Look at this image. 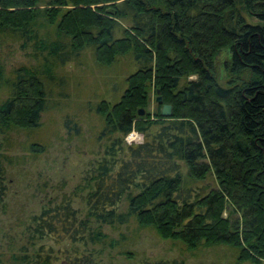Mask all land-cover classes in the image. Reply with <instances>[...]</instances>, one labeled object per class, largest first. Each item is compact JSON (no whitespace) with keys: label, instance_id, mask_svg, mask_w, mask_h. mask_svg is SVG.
<instances>
[{"label":"trees","instance_id":"16d2710c","mask_svg":"<svg viewBox=\"0 0 264 264\" xmlns=\"http://www.w3.org/2000/svg\"><path fill=\"white\" fill-rule=\"evenodd\" d=\"M8 43L32 64L11 78L0 64V136L40 130L48 89L65 87L69 63L124 60L127 73L123 88L113 84L107 99L86 105L100 124L102 156L70 196L26 221L14 264H105L117 241L104 226L149 230L188 252L223 246L230 264H264V0H0V47ZM151 90L171 117L138 116ZM63 127L81 134L69 117ZM132 132L142 143H125ZM208 177L217 188L201 183Z\"/></svg>","mask_w":264,"mask_h":264},{"label":"rangeland","instance_id":"374dc122","mask_svg":"<svg viewBox=\"0 0 264 264\" xmlns=\"http://www.w3.org/2000/svg\"><path fill=\"white\" fill-rule=\"evenodd\" d=\"M247 21L251 24L257 22L254 19ZM228 58L229 53L223 50L215 60L220 84L225 82L223 63ZM83 61L80 65L69 63L61 69L60 74L66 80L65 87L48 89L50 105L42 116L43 125L37 133L0 136V162L5 172V190L0 195V257L4 264H14L12 257L18 255L24 245L21 234L26 221L39 214L44 206L70 196L87 166L102 156V145L95 138L100 124L92 113L91 116L88 114L86 105L107 99L113 84L123 88L126 63L122 60L119 65L109 68L97 67L88 55ZM0 64L4 77L11 78L13 69L32 64V61L19 50L18 45L8 43L0 47ZM5 97V92H0V103ZM156 97V91L151 90L145 113L154 115L161 111ZM68 117L78 127L81 126L79 137L65 131L63 122ZM124 141L127 145L140 144L143 136L132 132ZM32 144H37L35 148L39 150L43 148L42 152L33 153ZM201 183L217 188L212 177ZM73 207L77 210L82 208L78 199ZM230 212L231 207L226 205L223 216L230 217ZM101 229L117 241L116 249L105 251V264H136L141 260L171 264H230L233 261L232 252L223 246L188 252L182 245L161 240L153 232L136 226L119 231L108 226ZM120 234L123 235L120 237ZM120 252L127 255H120Z\"/></svg>","mask_w":264,"mask_h":264},{"label":"water","instance_id":"95a60500","mask_svg":"<svg viewBox=\"0 0 264 264\" xmlns=\"http://www.w3.org/2000/svg\"><path fill=\"white\" fill-rule=\"evenodd\" d=\"M156 94H157V97H156L155 101L157 104H161L162 98L159 96V90L156 91ZM137 114H138V116L143 117L145 114V110L139 109ZM160 114L162 117H165V118L171 117V115H172L171 106L166 105V104L162 105Z\"/></svg>","mask_w":264,"mask_h":264}]
</instances>
